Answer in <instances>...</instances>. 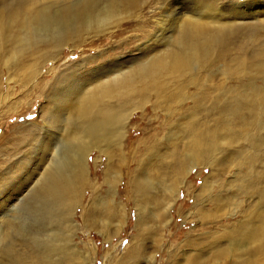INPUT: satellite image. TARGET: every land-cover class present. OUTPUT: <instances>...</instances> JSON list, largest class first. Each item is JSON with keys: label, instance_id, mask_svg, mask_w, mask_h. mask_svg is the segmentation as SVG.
Masks as SVG:
<instances>
[{"label": "bare ground", "instance_id": "bare-ground-1", "mask_svg": "<svg viewBox=\"0 0 264 264\" xmlns=\"http://www.w3.org/2000/svg\"><path fill=\"white\" fill-rule=\"evenodd\" d=\"M145 8L150 9L147 19H143ZM148 20L154 23L152 30ZM132 22L137 26L138 36L150 35L154 39L163 35L162 44L167 46L155 52L156 46L148 45L143 49L141 60L126 62L116 57L107 60L106 64L102 51L93 60L88 58L77 66L83 73L73 70L76 73L74 80L58 98L59 93L54 90L51 98L57 101L52 116L69 113V117L61 119V126H57L52 136L53 141L43 145L45 149L37 169L33 170L40 179L33 189L53 203L56 212H61L62 223H68L70 228L74 209L80 206L81 196L90 186L89 154L96 150L109 157L124 140L130 117L139 112L140 119L146 121L142 132L150 135L144 140V151H150L153 158L167 160L160 164L165 174L158 178L162 183L151 186L162 192L161 199L146 198L144 183L151 180L145 174L140 177V171L130 178L133 184L129 180L134 187V192L131 190L133 196L140 198V204H148L155 212L159 210V215H149L151 218L165 226L175 196L179 195L180 181L194 167L213 165L216 168L213 170L218 186L216 195L211 198L212 194L208 193L213 208H197L203 221H219L215 225L216 231L211 232L214 234L211 242L202 250L200 247L203 246L198 247L195 240H189L191 245L200 248V254L185 256L183 264H264V172L254 177H248V173L239 176L247 167L252 169L251 163L258 157H264L259 150L263 142L262 139L256 141V137L252 144L249 142L253 162L248 165L247 157V167L240 158L244 156L242 148L237 146L244 139L247 144L251 127L264 132V0H0V83L4 70L6 82L20 83L19 86L24 88L30 84L31 90L37 89L40 94L44 88L39 78L42 66L58 60L60 50L65 46L69 43L79 46L86 37H95L99 41L121 35L122 26ZM48 25L50 30L47 32L45 27ZM41 37L45 40H40ZM90 47L95 45L91 43ZM208 70L220 73L223 82L204 76ZM69 71L66 66L62 77L67 79ZM255 72L257 74L252 75ZM258 75L260 86L256 85ZM209 81L212 82L210 85ZM226 83L236 85L228 87ZM169 87L176 88V92H166ZM184 100L192 103L190 117L196 118L195 113L207 109L202 105L209 102V108L218 112L220 119L210 128L205 125L200 128L193 121L170 126L169 129H180L185 136H182L183 141L170 139L168 147L164 148L158 133L166 126V120L162 127L159 124L151 128L158 121L152 116L157 110L167 111L164 114L168 119L174 108L176 112L182 110L177 107ZM148 106L151 110L149 118L145 114ZM243 116H249L248 120ZM180 118L186 119V114ZM234 118L237 120L234 127L224 123ZM234 144L239 149L234 148ZM162 149L167 151L156 153ZM139 154L138 151L132 159L136 161ZM42 162L48 166L39 171ZM233 167L237 172L226 184L221 180L222 175ZM106 178L114 176L106 172ZM183 187L188 193L190 185ZM209 187L208 180H203L199 193L193 195L196 203L208 200L203 195L206 189L210 192ZM222 188L231 191V196L220 194ZM241 196L247 197L249 203L242 204L238 200ZM101 206L104 211V204ZM82 212L85 217L90 214L87 209ZM235 215L240 219L223 222L227 216ZM159 241L154 240V244ZM134 252L139 255L138 249ZM73 254L72 251V256L63 258V263L72 264L76 257ZM44 255L30 263L22 260L21 264L61 263V260L50 262Z\"/></svg>", "mask_w": 264, "mask_h": 264}, {"label": "rangeland", "instance_id": "rangeland-1", "mask_svg": "<svg viewBox=\"0 0 264 264\" xmlns=\"http://www.w3.org/2000/svg\"><path fill=\"white\" fill-rule=\"evenodd\" d=\"M148 10L150 11L149 8L143 10V14H145L143 19H147ZM148 24V26H151L150 30H152L153 21L148 20ZM136 27L132 22L122 26L121 35H112L99 41L95 37H86L85 42L79 46H76L75 43H69L60 50L58 60L48 62L42 66L39 78L42 80L44 88L40 92L41 95L37 89L31 90L30 84L24 88L19 86L20 83L6 82L7 72L2 70L4 75L2 83H0V264H21L22 260L30 263L44 254V257H47L46 260L49 258L48 261L50 262L56 263L61 260V263L57 264H65L63 258L69 255L72 256V251L74 252L73 256H76H74L75 260L72 261V264H134L135 261V264H183L185 256L200 254L199 249L207 248L211 242L212 235H214H211V232L215 233L219 221L215 223L213 221H203L198 210L199 207L203 209L213 208L209 201L211 195H208V193H211V198H214L218 187L214 172L216 168L213 165L194 167L180 181L182 186L178 187L179 195L175 196V203L168 212V221L165 226L159 223L157 219L149 216L152 214L159 215V210L157 213L148 204L141 205L140 198L133 196L134 190L132 188L134 189V187H132L133 182L130 178L140 171V177L145 174V177L151 180L148 183L146 182L147 186L144 183L146 198L150 200L153 197L156 199L162 198V192L160 193L152 187L154 184L159 185L162 183V180L158 178H161L162 175L164 177L165 174L160 168V164L167 161L164 157H161V159L153 158L150 151H144L146 147L144 140H148L150 135L142 132L146 121L140 119L139 112L130 117L124 140L118 148L111 152L109 157L105 154H99L96 150L89 154L87 169L90 186L83 192L80 206L74 209L70 220V228L67 225L68 223H62L61 212H56L55 208L52 207L53 203L51 204L50 201L33 189L40 179L33 170L37 169L35 167L39 162L41 152L45 149L43 145L45 143L50 144L53 141L52 136L55 135L57 126H61V119L69 117V113L61 117L53 114V117L52 112L57 101L56 98L74 80L76 73L73 70L78 71V65L88 58L93 60L102 51L104 52V64H106L107 60L116 59V57L126 62L139 59L142 56L143 49L148 45L156 46L155 52L161 51L167 46V44H162L164 41L163 35L160 36L161 38L154 39L150 38V35L141 37L138 36L140 33L136 31ZM49 30L48 25L45 27V31L48 32ZM42 38L40 40H45V38ZM120 42H122V45ZM91 43L95 45L94 48L90 47ZM39 46H42V44H39ZM66 66L70 68L68 72L70 75L67 79L61 75ZM82 70L80 69V72L77 73H83ZM256 74L255 72L252 75ZM204 76L216 82H223V76L215 70H208ZM260 78V75L256 78L258 80L256 85L258 86L261 84ZM211 83L209 81L208 85ZM226 84L228 87H235L236 85L235 83ZM207 88H205V93ZM55 89V92L59 94L53 101L51 97ZM177 91L179 92L178 89ZM166 92L174 94L176 88L169 87ZM197 92L201 94L200 91ZM178 105L177 108L182 109L180 112L186 114V119L182 120L180 118L182 114L179 115L180 112H176L175 108L171 111L173 114L168 119L164 114L167 111L157 110L154 115L152 114V118L158 119V121L157 124H152L151 128H156L159 124L162 127L163 121L166 120V126L160 128L158 133V138L164 143V148L168 147L170 139L183 141L182 136H185L180 129H169L170 126L176 123L183 124L186 121H193L198 123L200 128L203 125L210 128L215 120L220 119L219 113L209 108V102L202 105L207 109L204 108L205 110H202L199 114L195 113L196 118L188 115H191L189 113L191 111L189 107L192 106L190 101L184 100ZM146 109L145 114L149 118L151 117L150 107L148 106ZM243 117L245 118V116ZM49 118L51 119L46 126L45 123L48 122ZM248 118L249 116L245 119L248 120ZM233 120L224 123L234 127V124L237 125V120ZM262 124L264 125V121H262ZM249 131L251 136H249V139H251L247 140V144L245 139L239 142L240 144L237 143V146L242 148L240 150H242V156H244L240 158L242 161L244 159L243 162L246 167L247 161L245 160L248 159L247 157L250 161L248 165L253 162V159H251L252 151L248 150V148L251 149L248 145L254 142L255 137L256 141L262 139L263 143H261L259 150L264 156V132L254 130L253 127ZM234 145V148L239 149L236 144ZM62 150L61 148L60 154H62ZM165 150H157L156 153L161 154ZM138 151L140 152V158L138 157L135 161L132 158L137 155ZM227 152L232 153L231 150H227ZM262 161H264V157H258L255 163H251L252 169L247 167L248 171L243 170L244 172L242 171L239 176L243 177L244 174L248 173V177H254L255 174L264 172V162ZM47 164L42 162L38 166L39 171L47 167ZM205 169H208V171L206 172ZM251 170L252 172H250ZM106 172H109L114 178H106ZM236 172L235 167L229 169V172L222 175L221 180L226 184L229 183L233 180L232 177ZM203 180H208L210 186V192L206 189V194L203 195V198L207 196L208 200L203 203L199 201H197L199 203H196L194 197L199 193ZM188 184L190 185L189 194L186 193V189L183 187V185ZM226 187L228 188V186ZM219 191L222 195L231 196V191L228 192L225 188L219 189ZM238 200L242 201V204L249 203L248 198L245 196L238 197ZM253 201H250V203ZM101 204H104V211ZM243 208H246V206ZM243 208H241V211ZM85 209L90 212L86 217L82 212ZM213 213L215 211L212 209L211 214ZM236 216H227L223 222L239 220L240 218ZM65 227L67 228L65 229ZM154 240L160 241L154 244ZM189 240H195L194 243L198 247H203L197 249L189 243ZM136 249L139 250V255L134 252Z\"/></svg>", "mask_w": 264, "mask_h": 264}, {"label": "snow or ice", "instance_id": "snow-or-ice-1", "mask_svg": "<svg viewBox=\"0 0 264 264\" xmlns=\"http://www.w3.org/2000/svg\"><path fill=\"white\" fill-rule=\"evenodd\" d=\"M205 171L207 172V171H208V169H205Z\"/></svg>", "mask_w": 264, "mask_h": 264}]
</instances>
